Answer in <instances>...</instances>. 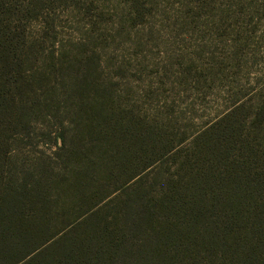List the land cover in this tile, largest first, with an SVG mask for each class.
<instances>
[{
  "label": "trees",
  "instance_id": "1",
  "mask_svg": "<svg viewBox=\"0 0 264 264\" xmlns=\"http://www.w3.org/2000/svg\"><path fill=\"white\" fill-rule=\"evenodd\" d=\"M43 38L0 18V264H264V83L178 136Z\"/></svg>",
  "mask_w": 264,
  "mask_h": 264
},
{
  "label": "rangeland",
  "instance_id": "2",
  "mask_svg": "<svg viewBox=\"0 0 264 264\" xmlns=\"http://www.w3.org/2000/svg\"><path fill=\"white\" fill-rule=\"evenodd\" d=\"M6 1L0 18L26 24L28 34L72 58L94 53L98 75L121 101L171 119L178 136L196 134L236 99L252 109L264 83V0ZM22 5L35 7L37 17L25 21ZM58 123L52 117L36 132L52 137ZM46 138L50 146L37 137V156L55 149ZM13 149L10 155L21 151Z\"/></svg>",
  "mask_w": 264,
  "mask_h": 264
}]
</instances>
